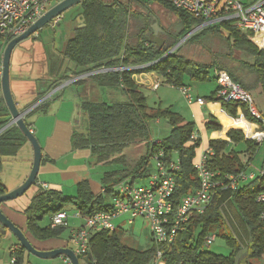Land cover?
<instances>
[{
    "label": "trees",
    "instance_id": "trees-1",
    "mask_svg": "<svg viewBox=\"0 0 264 264\" xmlns=\"http://www.w3.org/2000/svg\"><path fill=\"white\" fill-rule=\"evenodd\" d=\"M148 2H153L173 13L179 20L180 30L170 35V40L163 41L162 47L148 43L152 34V25L158 23L150 12L142 18V11H150ZM84 23L74 29L62 52L65 59L73 65L62 79L81 74L99 67H135L149 65L140 70L124 73H109L95 77L98 86L121 91L126 100L117 103L87 102L82 105L87 115L88 130L86 134L74 132L72 147L74 150L91 151L94 165L110 167L101 176L104 192L95 195L90 183L84 181L77 186V194L68 197L56 191H39L26 209L27 229L38 240L60 238L67 228L51 227V219L59 212L66 211L65 206L72 205L79 215L88 218L100 212L112 209L111 199L114 187L122 183L138 184L137 179L148 178L152 157L163 151L166 162L175 156L180 163V170L175 174V191L171 198L174 215L185 196L200 187L194 161L199 141L191 144L190 136L195 131L194 122L187 120L172 106L164 107L162 103L150 107L147 102L146 88L135 83L133 75L139 73H156L164 85L174 88L191 87L192 82H209L215 80L211 71H226L231 80L252 94L261 85L264 88V50L259 49L250 39L251 33L243 32L231 23H217L195 33L187 44L204 48V40L219 39L231 53L239 52L252 59L251 63H239L226 67L214 61L209 65L194 63L181 55V49L175 54L160 60L194 27L203 24L202 20L175 9L166 0H86L79 4ZM139 9V13L133 10ZM136 26L131 28V22ZM83 26V27H82ZM47 27V26H46ZM218 55L216 56V58ZM224 57V56H222ZM233 58V57H232ZM154 63V64H153ZM152 64V65H150ZM245 74L256 76L254 84L246 81ZM122 80L123 87H120ZM188 80L189 82H186ZM218 89L213 91L207 102L221 103L226 113L238 118V109L251 123L248 107L240 103L223 102L217 97ZM8 108L5 104L0 85V128L8 124ZM26 121V120H25ZM166 121L171 131L162 139L160 145L152 146L149 124ZM28 128L30 126L27 124ZM31 129V128H30ZM208 132L222 130L218 121L209 117L206 123ZM251 136L250 134H247ZM227 140L218 139L209 142L215 156L208 168L219 173L221 178L247 172L249 161L244 163L240 157L243 153L254 155L259 147L254 141L247 140L240 129H232L227 133ZM154 141V139H153ZM27 139L17 127H13L0 136V171L2 158L15 156L27 143ZM144 145V151L137 158L125 154L126 149L134 145ZM245 145L239 152L234 145ZM264 167V165H263ZM139 185V184H138ZM143 185V184H141ZM145 185V184H144ZM264 193V175L252 182L239 185L236 190L228 187L216 191L212 203L203 214L191 213L189 220L182 226L171 243L153 244L150 249L140 250L124 245L118 231H95L91 234L89 251L78 256L80 264H154L157 253L163 264H250L253 259L264 257V222L260 220L261 207L257 197ZM7 194L0 185V196ZM110 199L108 203L106 200ZM67 212V211H66ZM0 224V233H5ZM118 230V229H117ZM219 231V234L215 233ZM220 237L230 248V254L222 256L210 252L205 246L207 237ZM23 252V248L20 246ZM18 253V252H17ZM16 253L15 263L21 261ZM159 261V262H160Z\"/></svg>",
    "mask_w": 264,
    "mask_h": 264
},
{
    "label": "built area",
    "instance_id": "built-area-1",
    "mask_svg": "<svg viewBox=\"0 0 264 264\" xmlns=\"http://www.w3.org/2000/svg\"><path fill=\"white\" fill-rule=\"evenodd\" d=\"M60 0H0V75L2 71V58L7 45L15 38L24 34L30 26L36 23L47 11L53 8ZM177 10L184 11L194 18L202 20L203 24L193 28L186 34L170 51L159 61L175 54L186 44L199 30L217 23H231L235 28L251 33V41L261 50H264V0H166ZM58 16L51 21L53 27L62 22ZM154 64V63H153ZM152 65V64H150ZM149 65L135 67H99L85 71L76 76L64 79L54 84L44 95L30 105L22 113L25 120L30 114L41 109L44 105L55 99L68 86L91 80L95 77L109 73H124L132 70H140ZM150 75L154 79L147 86L151 91H157L162 86V78L156 73H139L133 75L135 83L145 86L136 77ZM215 81L218 87L217 97L223 102L240 103L248 107L250 116L255 120L254 131L251 136L244 131L247 140L260 144L264 140V120L258 112L252 94L242 88L238 83L231 80L226 71L215 70ZM120 87H123L122 80ZM147 89V88H146ZM181 96L188 105L198 104L204 106L207 101L203 98H195L190 87L178 88ZM15 127L9 120L8 124L0 128V136L7 130ZM30 129V128H29ZM32 132V130L30 129ZM33 133V132H32ZM162 139L152 140V146L160 145ZM198 141L196 132L190 136V143ZM215 156L210 147L205 150L199 160L194 164L198 173L200 187L193 193L188 194L182 200L173 219V204L171 198L175 191V174L180 170V163L175 156L170 162H166L163 151L155 154L152 160L155 169L148 177L145 185L122 183L114 187V196L111 199L112 209L109 212H100L92 217L85 218L84 226L72 233V250L77 256L88 253L91 234L95 231L116 232L115 221L128 217L127 223L133 224L134 219L143 218L150 224L154 238V244L171 243L182 226L189 220L191 213L203 214L212 203L215 193L219 189L230 188L236 190L239 185L255 180L264 175V168L258 173L242 172L237 175L224 176L209 170L208 165ZM43 189L48 186L43 184ZM104 192V189L103 191ZM257 203L261 207L260 220L264 222V193L257 197ZM77 217V215L75 216ZM52 228H69V216L66 211L57 213L51 219ZM216 240L215 235L206 238L205 246H211ZM162 254L157 253V260ZM15 263V258L12 259ZM65 264H72L67 258Z\"/></svg>",
    "mask_w": 264,
    "mask_h": 264
},
{
    "label": "crops",
    "instance_id": "crops-1",
    "mask_svg": "<svg viewBox=\"0 0 264 264\" xmlns=\"http://www.w3.org/2000/svg\"><path fill=\"white\" fill-rule=\"evenodd\" d=\"M63 21L57 27L58 30L54 33H50L48 30L44 32L41 31L32 39L34 41L27 39L15 47L16 50L19 46L23 45L16 59L11 61L10 64V89L20 112L25 111L54 84L64 80H61V78L68 75V69H73V65L65 59L62 52L67 41L73 37L76 26H73L72 29H62L60 26ZM43 35H45L44 38ZM160 40H162L163 45L164 39L161 38ZM159 43H161V41ZM50 46L53 47L50 51L51 53L48 54ZM136 78L146 86H149L154 79L150 75H140ZM109 89L110 88L98 86L94 80H87L74 86L71 85L65 88L50 103L44 105V107L40 109V111L44 112L43 114H35L37 112L35 111L25 119L42 149V160L37 182L32 186L30 191L22 197L2 204L1 210L14 225L24 232L35 249L39 251L46 252L60 248L72 249V233L78 230V228L73 229L66 238L63 236L58 239L49 240H38L34 238L27 229L25 211L39 191H56L65 196L74 197L77 194V186L84 181L90 183L91 189L95 195L103 191L102 186L99 187L97 184L99 180L101 182V176L99 179L95 178L96 181H94V189L97 190L94 192L92 188L93 176L91 167L94 165V159L92 158L91 151L88 149L74 150L71 140L73 133L76 132V128L79 127L87 117L82 109V105L89 101H93L95 96L101 99H103V97L105 99H107V97L112 99L113 93ZM216 89H218L217 85L213 91ZM193 95L195 98L200 97L206 100V97L210 94L195 95L193 93ZM162 105L165 107L164 103H162ZM172 108L175 111V107L173 106ZM181 108L185 118L194 122V132H196L200 143L194 164L199 162L203 152L209 148L210 141L218 139L229 141V139H227V133L232 129H240L243 133L245 131L241 127L232 126L233 123H229L232 117L226 113L221 103L207 102L204 106L194 103L192 105L187 104V106ZM237 114V119L243 117L248 123L254 126L253 123L249 122L243 116L241 109H238ZM209 117H213L218 121L222 128L221 131H207L206 123ZM7 119L11 120L10 113ZM220 121H223L224 124ZM156 123L158 124L159 122ZM227 125H230V127ZM245 132L246 134H250L247 131ZM245 148L246 147H244L242 151H244ZM244 155H246V153ZM33 158L34 153L29 142L25 143L15 156L2 158L0 185L5 189L6 193L17 189L26 181L32 169ZM263 165L259 170L254 172L249 170V161L247 171L258 173L264 168ZM43 184L47 185L48 189L44 190L42 187ZM76 215L77 217H73L72 219H83L82 221L84 224L85 217L79 214ZM69 220L71 219L69 218ZM121 225L118 226L117 231L121 230ZM20 246L17 238L10 231L6 230L4 234L0 233V264H16L13 263L12 259H16L17 252L21 257V261L17 264H65L64 257L41 259L29 254L24 249L22 252Z\"/></svg>",
    "mask_w": 264,
    "mask_h": 264
},
{
    "label": "rangeland",
    "instance_id": "rangeland-1",
    "mask_svg": "<svg viewBox=\"0 0 264 264\" xmlns=\"http://www.w3.org/2000/svg\"><path fill=\"white\" fill-rule=\"evenodd\" d=\"M123 2H126V0H120ZM148 8L150 11H142L141 13L142 18L146 16L148 12H150L149 15H154L157 18L158 23L154 24L157 25L159 30L157 37L159 39H167V41L170 40V35H175L179 30H180V24L179 20L177 17L169 12L167 9L163 8L162 6L155 4L153 2H148ZM135 9V10H134ZM133 10L137 13H139V9L136 7H133ZM81 13V7L79 5H76L72 7L71 9L65 11L61 17L64 19L62 25L60 26L62 29H72V27L77 26V23H75V19L77 20V17H79ZM137 23L134 21L131 22V28L134 29ZM152 25L151 27H153ZM58 27V26H57ZM57 27H53L51 23L43 28L42 30L38 31L36 34H39L41 31L44 32L48 30L50 33H54L57 31ZM195 28V27H194ZM201 31V30H199ZM69 32V30H68ZM70 33V32H69ZM35 34V35H36ZM188 34V33H187ZM28 38L31 41L34 37ZM45 35H43V38ZM184 36L180 37L179 41L183 38ZM26 41V40H25ZM178 41V42H179ZM22 43V42H21ZM40 44V43H39ZM205 47L202 48L201 46L197 45H192V44H184L180 49H181V55L184 56L185 59L192 61L194 63H200L203 65H209L213 63L214 61L216 62H221L222 64H225L226 67L232 68L236 66L239 61L242 63H251L252 59L249 58L248 56H245L239 52H233L231 53L232 57L229 55V50L224 46L219 39H212V40H204L202 43ZM19 45V44H18ZM23 46V45H22ZM22 46H19L16 50L14 49L12 52L11 56V61H14L17 57V54ZM53 46H50V49L48 50V54L51 53L50 51L52 50ZM218 57L216 58V56ZM224 56V57H222ZM35 65V63H34ZM41 65V64H40ZM211 76H215V71H211ZM246 76V81L252 85L254 84V80H256V76L252 74H245ZM215 78V77H214ZM186 82H189L186 80ZM215 80L209 81V82H192L191 83V88H192V93L199 94V95H209L211 92L215 89V86L217 83H215ZM78 84V83H77ZM76 85V84H74ZM72 85V86H74ZM70 87V86H68ZM143 88H147L146 91V97H147V102L150 107H153L160 102L165 104V107L169 106H174L175 107V112L180 113L184 118L185 115L183 114L182 108L187 106L185 100L181 96V94L178 92L177 88H173L170 85H162L161 88L158 91H151L147 86H142ZM113 95L112 99L107 97L105 99L99 98V97H94L93 101L89 102H105V103H117V102H124L126 100L124 94L116 89H109ZM252 96L254 98V102L256 105V108L258 112L260 113L262 119L264 120V88L262 84L257 85L255 89L252 91ZM52 101V100H51ZM51 101L47 102L45 105L50 103ZM42 109V108H41ZM44 112L37 110L35 114H43ZM242 117L240 119H233L230 118L229 123H233L232 126L236 127H241L243 130L247 131L252 135L255 127L248 123L247 121ZM159 122V121H156ZM156 122H151L149 124V129H150V139L151 140H159V139H164L167 137L171 131L170 125L166 121H160L158 124ZM222 124L223 121H220ZM228 123V124H229ZM230 127V125H227ZM88 130V120L87 117L85 118V121L81 123L79 127L76 128V132L86 134ZM255 142V141H254ZM72 143V141H71ZM256 143V142H255ZM258 144V143H256ZM245 147V145L240 144V145H234L233 148L239 152H242V149ZM144 151V145L138 144L134 145L129 149H126L125 154H128L130 157L137 158L139 157L140 154H142ZM245 153L242 152L241 159L244 163H246L248 160H250V169L251 171H257L261 166L264 164V140L262 143L259 144L258 150L254 155L248 156V154L244 155ZM151 170L153 171L155 169V163L153 160H151ZM111 170L110 167H97L93 165L91 167V173H92V188L94 192L97 189H94L96 179L95 178H100L102 176V173L104 171H109ZM148 178H144L142 180L137 179V182L140 186L141 184H146L148 182ZM99 187H101L100 180L97 182ZM31 189V188H30ZM30 191V190H28ZM110 199L106 200V203H108ZM65 210L67 211V215L71 220H69V228L65 231V233L62 235L64 238L68 237L70 232L73 229L76 228H81L83 225V219H72L73 217L76 216V214H79V211L74 208L72 205H66ZM75 215V216H74ZM128 217H124L123 219H119L114 222L116 227L120 226L121 224V230L118 231V234L120 235V240L121 242L131 248L134 249H140V250H147L150 249L154 242V238L150 229V224L147 220L143 218H136L134 219L133 224L129 225L127 223ZM216 234H219L220 232L215 230ZM207 250L210 252H213L218 255L222 256H227L230 254V248L226 245V243L218 237L215 242L207 247ZM160 260L156 262V264H163ZM250 264H264V257L260 259H253L250 261Z\"/></svg>",
    "mask_w": 264,
    "mask_h": 264
},
{
    "label": "water",
    "instance_id": "water-1",
    "mask_svg": "<svg viewBox=\"0 0 264 264\" xmlns=\"http://www.w3.org/2000/svg\"><path fill=\"white\" fill-rule=\"evenodd\" d=\"M84 1L86 0H60L59 3H57L53 8L47 11L36 23L30 26L24 34L13 39L7 45L3 53L2 73L0 79L2 95L5 104L8 108V111L11 115V122L15 124V127H17L21 131V133L30 143L34 153L32 169L26 181L17 189L8 192L3 196H0V224L17 238L21 247L26 250L29 254L39 257L41 259H54L58 257H64L69 259L72 264H80V262L78 256L70 248H60L46 252L35 249V247L24 234V232L19 227L14 225V223L10 219H8V217L2 212L1 205L22 197L28 192V190H30V188H32V186L36 184L42 160L41 146L34 134L28 128L25 120L22 118V113L18 110L17 104L13 99L12 92L10 89V64L12 52L18 44L34 36L38 31L48 26L54 18L61 16L65 11L83 3ZM76 21L79 25L84 23V19L81 16L77 17ZM152 30L153 33L150 34L147 39L148 43L156 44L159 45V47H162V40L157 37V30H159L158 26L154 25L152 27ZM160 41L161 43H159Z\"/></svg>",
    "mask_w": 264,
    "mask_h": 264
},
{
    "label": "clouds",
    "instance_id": "clouds-1",
    "mask_svg": "<svg viewBox=\"0 0 264 264\" xmlns=\"http://www.w3.org/2000/svg\"><path fill=\"white\" fill-rule=\"evenodd\" d=\"M60 2V1H59ZM26 122V121H25Z\"/></svg>",
    "mask_w": 264,
    "mask_h": 264
}]
</instances>
